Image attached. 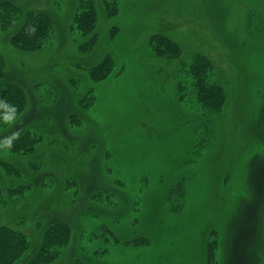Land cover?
<instances>
[{
    "label": "rangeland",
    "instance_id": "obj_1",
    "mask_svg": "<svg viewBox=\"0 0 264 264\" xmlns=\"http://www.w3.org/2000/svg\"><path fill=\"white\" fill-rule=\"evenodd\" d=\"M0 3L20 10L0 81L26 97L0 141L35 139L0 147L16 264L54 225L69 238L49 264H264V0ZM27 12L50 18L39 49L10 40Z\"/></svg>",
    "mask_w": 264,
    "mask_h": 264
},
{
    "label": "trees",
    "instance_id": "obj_2",
    "mask_svg": "<svg viewBox=\"0 0 264 264\" xmlns=\"http://www.w3.org/2000/svg\"><path fill=\"white\" fill-rule=\"evenodd\" d=\"M89 2V1H87ZM3 3H0V5ZM20 13L18 8H0V27L6 29L13 25L14 16ZM95 21V9L91 2L85 5V10L74 17V25L82 34L93 30ZM34 34H30L32 29ZM50 18L43 13L27 12L21 27L11 37V43L24 50L39 49L42 42L48 37L50 31ZM91 46V43L87 47ZM0 98L6 99L9 103L18 108L17 116L25 106L26 97L24 91L14 83L0 81ZM5 123L0 120V126ZM35 139L23 135L14 141V146L10 152L16 148L23 147L24 143L31 145L29 150L35 145ZM31 142V144L29 143ZM61 225H54L43 233V238L37 251L21 264H49L57 258L58 252L55 249L67 243L69 232ZM27 250L26 236L6 225H0V264H16Z\"/></svg>",
    "mask_w": 264,
    "mask_h": 264
},
{
    "label": "clouds",
    "instance_id": "obj_3",
    "mask_svg": "<svg viewBox=\"0 0 264 264\" xmlns=\"http://www.w3.org/2000/svg\"><path fill=\"white\" fill-rule=\"evenodd\" d=\"M35 29L31 30L30 34H34ZM18 108L9 103L6 99L0 98V120L10 127H16L20 120L18 119L17 113ZM22 128L17 127L16 131H11L9 136L4 137L3 141H0V147L11 150L14 146V141L19 139Z\"/></svg>",
    "mask_w": 264,
    "mask_h": 264
}]
</instances>
